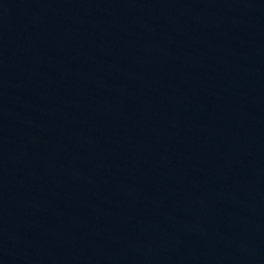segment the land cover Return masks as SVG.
Segmentation results:
<instances>
[{"label": "water", "instance_id": "obj_1", "mask_svg": "<svg viewBox=\"0 0 264 264\" xmlns=\"http://www.w3.org/2000/svg\"><path fill=\"white\" fill-rule=\"evenodd\" d=\"M0 264H264V0H0Z\"/></svg>", "mask_w": 264, "mask_h": 264}]
</instances>
